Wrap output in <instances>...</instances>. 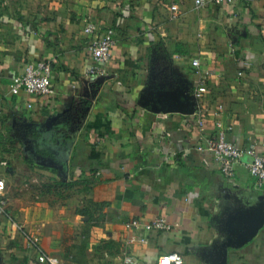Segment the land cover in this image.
<instances>
[{
	"label": "crops",
	"instance_id": "0c3cea01",
	"mask_svg": "<svg viewBox=\"0 0 264 264\" xmlns=\"http://www.w3.org/2000/svg\"><path fill=\"white\" fill-rule=\"evenodd\" d=\"M205 1L197 8L195 0H0V179L7 201L0 264H40L41 253L60 264H122L126 249L135 264H157L168 253L184 264L216 258L228 238L227 216L263 195L264 186L249 173L248 154L226 178L214 156L197 147L204 135L223 131L240 149L256 143L263 152L264 0ZM91 22L98 35L113 28L117 40L107 74L97 77L86 74L93 37L84 29ZM194 59L213 72L202 101L204 131L179 107L168 112L177 104L164 98L176 90L196 102L203 76ZM36 61L52 62L55 96H12L10 84ZM15 128L69 130L66 160L10 152L5 143ZM157 218L174 227L131 243L138 233L127 223ZM228 250V264H264V227Z\"/></svg>",
	"mask_w": 264,
	"mask_h": 264
},
{
	"label": "built area",
	"instance_id": "2783aa9c",
	"mask_svg": "<svg viewBox=\"0 0 264 264\" xmlns=\"http://www.w3.org/2000/svg\"><path fill=\"white\" fill-rule=\"evenodd\" d=\"M236 0H215L217 4H233ZM206 4L205 0H195V6L201 8ZM173 19L177 17L178 7L173 6ZM99 26L94 23H88L84 32L88 36H92L93 40L88 47L89 55L91 58V65L86 74L90 77H97L107 74L108 66L111 63L113 50L117 44L116 31L113 28L105 30L101 35ZM193 67L196 69L197 74H201L203 79L201 84L194 92V113L191 116L197 118V125L202 131L205 127V117H200L202 113L206 112L203 109L202 101L204 96L208 93L206 79L213 74L211 70L203 71L202 64L199 59L192 61ZM53 64L50 61H36L29 63L25 66L23 74L16 78L9 86V91L12 96L26 93L30 96L39 98H52L55 96V90L52 85L53 77ZM241 74V73H240ZM30 107V106H29ZM218 113H216L217 115ZM205 134V133H203ZM201 144L197 147L198 151H204L214 156L218 163L222 174L226 178H233L235 176V165L241 160L244 154L252 157V161L247 165L249 173L256 180L258 188L264 186V142L263 152H258L257 144H251L247 149H240L235 144L226 140L223 131L208 137L201 138ZM4 181L0 179V215H7V201L3 195ZM177 226V225H176ZM174 226L169 223L165 218H157L150 223L142 224L137 220H132L126 224L128 230L136 231L138 234L133 235L132 242H139L146 244L149 235L153 231L169 232ZM140 232V233H139ZM36 241L34 245H36ZM128 246V244H127ZM37 247V246H36ZM40 264H60L59 260L50 255L41 253L39 255ZM122 264H135L134 257L128 253L127 249L123 251ZM157 264H184L183 257L178 253H168L162 256Z\"/></svg>",
	"mask_w": 264,
	"mask_h": 264
},
{
	"label": "water",
	"instance_id": "95a60500",
	"mask_svg": "<svg viewBox=\"0 0 264 264\" xmlns=\"http://www.w3.org/2000/svg\"><path fill=\"white\" fill-rule=\"evenodd\" d=\"M180 95L187 99L186 103L179 101ZM164 98L177 104V107L170 104L168 112H175L179 107V111L185 112L187 115L194 113V103L191 99L186 98L184 93L179 94L175 90L165 93ZM227 217L228 238L221 243L219 250L216 252V258L211 260V264H228L229 248H241L257 237L264 227V194L257 196L245 208L232 211Z\"/></svg>",
	"mask_w": 264,
	"mask_h": 264
},
{
	"label": "trees",
	"instance_id": "16d2710c",
	"mask_svg": "<svg viewBox=\"0 0 264 264\" xmlns=\"http://www.w3.org/2000/svg\"><path fill=\"white\" fill-rule=\"evenodd\" d=\"M32 138L36 141V153L57 163H62L66 160L73 144V133L69 132V130H59V128H54L44 133L34 130ZM98 206L100 207V205L94 204L92 208L99 209ZM112 244L113 242H109L105 246L111 249L113 247Z\"/></svg>",
	"mask_w": 264,
	"mask_h": 264
},
{
	"label": "rangeland",
	"instance_id": "374dc122",
	"mask_svg": "<svg viewBox=\"0 0 264 264\" xmlns=\"http://www.w3.org/2000/svg\"><path fill=\"white\" fill-rule=\"evenodd\" d=\"M34 130L35 129L32 128L30 130H26L25 132H23V130H19L17 128L12 129L13 132H12V136L10 137L11 139L7 143H5V148L13 153H17L19 151L20 153L23 154L25 153H28L30 155L36 154V148H35L36 141L32 138L34 134ZM10 165L11 163L9 164V167ZM1 174L5 175L6 169L0 167V175Z\"/></svg>",
	"mask_w": 264,
	"mask_h": 264
}]
</instances>
